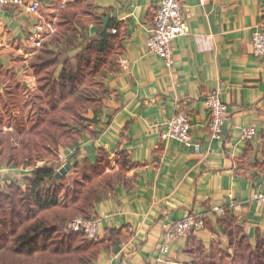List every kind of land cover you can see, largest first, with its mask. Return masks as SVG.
I'll return each mask as SVG.
<instances>
[{
	"label": "crops",
	"instance_id": "0c3cea01",
	"mask_svg": "<svg viewBox=\"0 0 264 264\" xmlns=\"http://www.w3.org/2000/svg\"><path fill=\"white\" fill-rule=\"evenodd\" d=\"M24 1L39 3L38 13L25 7L0 9V93L14 79L35 89L29 69L37 51L35 27L55 21L63 6L83 0ZM160 1L90 0L94 16L86 19L87 39L100 36L104 24L100 29L98 19L115 16L109 23L118 25L123 44L119 58L128 64L118 61V72L109 74L105 84L110 96L98 124L70 146L66 177L72 182L79 176L73 167L94 165L101 151L110 155L113 173L120 152L134 165L127 181L94 208L97 239L102 241L95 264H154L165 229L192 214L208 217L207 228L195 237L207 249L219 241L225 247L221 216L211 213L215 208L230 209L253 248L264 245V203L254 200L264 193V57H255L251 47L254 30H264V0H180L187 9L188 32L173 44L171 71L147 50ZM209 94L220 95L228 106L221 139L213 138L209 128ZM177 113L190 117L200 154L163 138ZM89 117L93 119L92 113ZM244 128H254L256 137L243 141ZM1 168L0 185L23 184L33 176L29 168ZM186 243L180 239L171 244L168 260L189 263Z\"/></svg>",
	"mask_w": 264,
	"mask_h": 264
},
{
	"label": "trees",
	"instance_id": "16d2710c",
	"mask_svg": "<svg viewBox=\"0 0 264 264\" xmlns=\"http://www.w3.org/2000/svg\"><path fill=\"white\" fill-rule=\"evenodd\" d=\"M92 7L83 0L59 10L52 21L55 34L29 64L34 90L10 75L12 85L0 93V167L33 170L23 184L0 185V264H95L102 241L68 227L78 217L96 220L95 206L127 181L134 166L120 152L113 173L110 155L101 151L94 165L73 167L79 176L72 182L55 177L63 167L60 150L75 146L98 124L110 96L105 82L118 72L123 52L116 23H109L102 37L87 39ZM98 23L102 29V19ZM230 213L226 209L218 221L227 245L219 241L207 249L193 232L186 238L187 264H264V245L253 248Z\"/></svg>",
	"mask_w": 264,
	"mask_h": 264
},
{
	"label": "built area",
	"instance_id": "2783aa9c",
	"mask_svg": "<svg viewBox=\"0 0 264 264\" xmlns=\"http://www.w3.org/2000/svg\"><path fill=\"white\" fill-rule=\"evenodd\" d=\"M204 4L207 0H201ZM25 7L29 13L37 14L40 10L39 3L26 4L24 0H0V9ZM35 36L32 40L35 47L39 49L45 38L51 37L56 32V25L53 22H42L35 27ZM187 9L180 0H161L153 21L150 38L147 43V50L150 54L161 58L168 70L174 66V42L176 39L187 34ZM252 53L255 57H264V30L258 27L254 30L251 41ZM122 64L128 62L119 58ZM206 108L209 114V128L212 137L221 139L223 128L228 120V106L221 100L218 94H209L206 99ZM191 119L186 113H177L167 123V130L163 135L165 140H175L185 147L192 148L198 154L202 152V145L196 142L191 134ZM242 140L248 142L256 137L254 128H244L242 130ZM73 154V149L67 150V154L60 153L59 160L63 167L69 160V155ZM62 167V168H63ZM2 168L0 167V174ZM231 198H233L231 196ZM254 200L260 204L264 203V193L255 195ZM212 214L224 216L226 209L215 208ZM207 216L189 215L185 219L176 222L165 229L163 241L160 245L157 258L154 264H175L168 260L167 256L170 246L180 239H186L191 233L206 229ZM69 232L84 233L88 239L95 240L99 235L98 222L83 217L76 218L68 227ZM124 264H131L124 261Z\"/></svg>",
	"mask_w": 264,
	"mask_h": 264
},
{
	"label": "water",
	"instance_id": "95a60500",
	"mask_svg": "<svg viewBox=\"0 0 264 264\" xmlns=\"http://www.w3.org/2000/svg\"><path fill=\"white\" fill-rule=\"evenodd\" d=\"M112 18H115L113 15H106L103 18V29L100 33V37L103 36V34L106 32L108 28V24ZM71 171V166L69 164H66L57 174H56V179L61 180L63 177L67 176V174Z\"/></svg>",
	"mask_w": 264,
	"mask_h": 264
},
{
	"label": "rangeland",
	"instance_id": "374dc122",
	"mask_svg": "<svg viewBox=\"0 0 264 264\" xmlns=\"http://www.w3.org/2000/svg\"><path fill=\"white\" fill-rule=\"evenodd\" d=\"M115 160V159H114Z\"/></svg>",
	"mask_w": 264,
	"mask_h": 264
}]
</instances>
